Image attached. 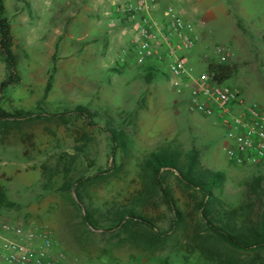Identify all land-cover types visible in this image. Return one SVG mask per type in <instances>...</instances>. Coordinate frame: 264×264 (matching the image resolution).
Listing matches in <instances>:
<instances>
[{
    "label": "rangeland",
    "instance_id": "rangeland-1",
    "mask_svg": "<svg viewBox=\"0 0 264 264\" xmlns=\"http://www.w3.org/2000/svg\"><path fill=\"white\" fill-rule=\"evenodd\" d=\"M113 1L5 0L18 55L19 83L1 107L20 112L0 120V186L12 207L0 206V227L22 224L47 235L68 264H264V248L228 244L203 221L200 190L178 172L161 178L180 211H173L155 181L152 155L169 151L180 161L195 149L204 170L224 179L212 188L209 212L237 227L244 211L256 219L260 204L248 184L264 175V163L235 165L224 148L225 129L215 116L188 108V90L173 86L165 63L153 75L146 64L118 65L133 32L110 23ZM185 10L199 38L187 51L196 73L230 48L226 83L245 103L264 106V0H173ZM5 75L0 59V81ZM83 105L95 113L89 125L67 111ZM107 127L122 130L112 157ZM81 194L83 202L77 197ZM85 205L98 223L83 218ZM121 207L148 219L110 230V211ZM218 211V213H217ZM0 264H13L0 260Z\"/></svg>",
    "mask_w": 264,
    "mask_h": 264
},
{
    "label": "built area",
    "instance_id": "built-area-1",
    "mask_svg": "<svg viewBox=\"0 0 264 264\" xmlns=\"http://www.w3.org/2000/svg\"><path fill=\"white\" fill-rule=\"evenodd\" d=\"M110 23L130 28V44L119 54L120 64H147L155 60L167 65L178 91L188 90V108L204 116H215L225 129L224 148L235 165L264 163V106L245 103L240 91L221 80L215 69L196 73L187 51L199 38L195 25L182 11L162 0H125L108 12ZM220 63L231 56L230 48H219ZM0 260L13 264H68L63 250L47 235L22 224L0 227Z\"/></svg>",
    "mask_w": 264,
    "mask_h": 264
},
{
    "label": "trees",
    "instance_id": "trees-1",
    "mask_svg": "<svg viewBox=\"0 0 264 264\" xmlns=\"http://www.w3.org/2000/svg\"><path fill=\"white\" fill-rule=\"evenodd\" d=\"M5 13V0H0V59L5 68V75L0 81V103L7 89L19 83L21 80V75L18 71V55L14 49L15 39L12 31V23ZM118 65L126 64L118 63ZM207 68L215 69L221 80H227L229 77L230 68L226 63L213 61L207 65ZM146 69L151 75L158 71L155 65L149 63L146 64ZM67 112L83 119L89 125L96 124L94 121L95 113L86 106L77 105ZM20 114V112L8 111L1 107L0 104V120H14L21 116ZM105 130L109 132L112 139V157L115 158L124 132L111 127H107ZM151 165L155 181L162 191L164 200L173 211L170 227L163 232L157 233L161 240L169 236L180 222V211L176 206L174 197L161 178V170L165 168L177 171L182 181L188 186H192L202 192L204 203L200 206L201 217L209 225L210 229L220 235L224 241L240 249L264 248V175L257 176L248 184L247 194L251 195L254 193L256 195L254 202L260 204L256 219L249 216L250 211H244L246 214H242L244 218L240 226L237 227V224L233 223V225H227L229 228L227 229L225 225L221 224L223 217H221L220 213L217 211L218 214L215 215L209 212L208 209V204L213 203L214 200L212 188L224 179V175L220 172L204 170L198 162L197 150L192 149L188 153L186 162L180 161L176 155L169 151L154 153L152 155ZM77 197L83 202L81 194L77 193ZM13 205L14 202L8 199L5 189L0 186V206L12 207ZM82 209L84 211L83 218L86 223L89 226L96 227L98 223L97 219H95L85 205L82 206ZM110 214L113 216L112 219L108 217L107 220L109 221L107 227L110 230L126 227L128 224L134 222H140L154 227V224L148 219L125 208H114L113 211H110Z\"/></svg>",
    "mask_w": 264,
    "mask_h": 264
},
{
    "label": "crops",
    "instance_id": "crops-1",
    "mask_svg": "<svg viewBox=\"0 0 264 264\" xmlns=\"http://www.w3.org/2000/svg\"><path fill=\"white\" fill-rule=\"evenodd\" d=\"M172 1H173V0H162V5L165 6V5L169 4V3L172 4ZM114 3H116V1H113V4H114ZM113 4H112V5H113ZM180 10L182 11L183 15L185 16V10H184V9H180ZM185 18H186V17H185ZM188 21H189V20H188ZM189 22H190V21H189ZM191 23H192V22H191Z\"/></svg>",
    "mask_w": 264,
    "mask_h": 264
}]
</instances>
